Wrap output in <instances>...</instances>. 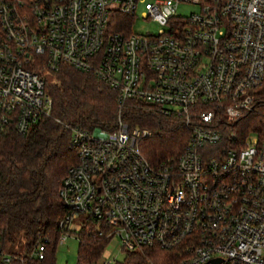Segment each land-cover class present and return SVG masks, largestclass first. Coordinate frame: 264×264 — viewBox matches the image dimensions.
Here are the masks:
<instances>
[{
    "label": "built area",
    "instance_id": "built-area-1",
    "mask_svg": "<svg viewBox=\"0 0 264 264\" xmlns=\"http://www.w3.org/2000/svg\"><path fill=\"white\" fill-rule=\"evenodd\" d=\"M182 2L198 10L178 15ZM139 4L157 34L131 31ZM63 66L115 90L119 118L113 130L63 123L78 159L60 190V243L87 214L128 254L157 247L175 252L173 264H264V115L248 134L239 125L259 112L264 0H0V133L25 135L52 117L41 69ZM130 98L182 118L190 136L178 157L150 163L139 145L150 130L121 116Z\"/></svg>",
    "mask_w": 264,
    "mask_h": 264
},
{
    "label": "trees",
    "instance_id": "trees-1",
    "mask_svg": "<svg viewBox=\"0 0 264 264\" xmlns=\"http://www.w3.org/2000/svg\"><path fill=\"white\" fill-rule=\"evenodd\" d=\"M119 19L130 21L125 16ZM45 90L53 100L52 117L40 120L25 135L12 127L0 133V264H57L59 223L66 214L60 190L78 159L71 132L63 123L91 130H113L118 123V93L91 72L63 66L45 77ZM257 93L258 114L249 113L241 124L237 123L244 134L262 126L264 84ZM121 116L131 127L150 130L151 135L139 145L154 166L178 157L188 142L190 130L182 118L163 115L146 101L128 99ZM77 237V264L95 262L108 244L89 218ZM40 243L45 246L43 258L37 254ZM146 261L173 264L176 255L152 247L130 252L126 259L128 264Z\"/></svg>",
    "mask_w": 264,
    "mask_h": 264
},
{
    "label": "rangeland",
    "instance_id": "rangeland-1",
    "mask_svg": "<svg viewBox=\"0 0 264 264\" xmlns=\"http://www.w3.org/2000/svg\"><path fill=\"white\" fill-rule=\"evenodd\" d=\"M198 6L189 3V2H182L178 6V15L181 16H189L191 12L197 11ZM143 12L142 4L138 5L136 10V16L134 17L133 21L131 22V31L134 33H154L157 34L160 29V24L156 21L151 19H146L141 16ZM42 74L46 77H49V72L46 69H41ZM87 219V214H83L80 217H76L73 221L68 225V230L70 236L64 243H58L56 248V262L57 264H77L78 261V248H79V239L77 237L78 231L82 228L85 220ZM128 257V253L124 252L120 249V243L117 239H113L109 242L102 255L93 263L90 264H103L105 260L108 259H116L120 264H128L126 263V259Z\"/></svg>",
    "mask_w": 264,
    "mask_h": 264
},
{
    "label": "water",
    "instance_id": "water-1",
    "mask_svg": "<svg viewBox=\"0 0 264 264\" xmlns=\"http://www.w3.org/2000/svg\"><path fill=\"white\" fill-rule=\"evenodd\" d=\"M219 261V259H214L212 262L213 264H216Z\"/></svg>",
    "mask_w": 264,
    "mask_h": 264
}]
</instances>
